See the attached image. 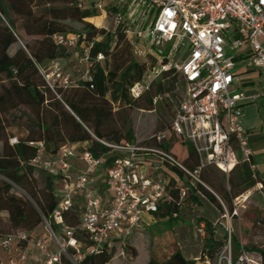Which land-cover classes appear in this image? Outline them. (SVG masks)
Here are the masks:
<instances>
[{"label": "trees", "instance_id": "obj_1", "mask_svg": "<svg viewBox=\"0 0 264 264\" xmlns=\"http://www.w3.org/2000/svg\"><path fill=\"white\" fill-rule=\"evenodd\" d=\"M113 10L107 8L110 14ZM100 19L99 11L82 10L77 0H0V264H8L27 245L13 237L7 254L1 243L8 237L23 232L28 240H41L49 247L50 236L44 220L58 238L62 237L61 228H75L79 224L78 205L62 212L60 226L53 222L52 212L59 201L55 185L61 176L45 172L33 163L40 151L45 159L51 160L63 146L86 144L85 149L93 157L104 158L102 170L106 171L113 157L107 155L108 149L98 141L133 144L137 140L130 111L154 112L161 96L174 99L177 104L183 83L175 71L163 73L139 97L130 95V89L146 74L147 65L134 59L132 40L121 25L109 31L100 27ZM73 24L81 28L77 30ZM55 36L65 40L78 37V42L70 48L57 44ZM99 54L102 61H97ZM56 61L64 63L63 70L71 74L73 85L64 87L55 82L52 89L48 86L38 68L45 69ZM158 122L161 129L153 134L167 132L170 122L161 119ZM11 129H18V133L10 134ZM149 137L141 140L142 145L155 147L153 141L147 140ZM12 138L15 142L11 144ZM39 142L42 148L31 145ZM162 149L189 169L197 164L194 152L185 144L171 141ZM81 152L82 149L77 150L78 154ZM71 163L80 167L75 161ZM160 171L171 177V186L189 187L177 168L165 165ZM217 173L221 174L222 182ZM33 175L36 180H26ZM200 178L206 187H189L182 201L173 191L172 201L159 205L155 219H166L169 225L166 230L171 229L172 220L179 218L182 211L198 210L203 204L220 212L222 218L221 199L231 213L232 201L258 184L264 201V179L245 163L237 164L229 175L206 168ZM13 185L30 200L13 194ZM261 207L245 244L234 234L229 236L219 219L211 222L199 216L196 225L202 226L203 238L198 261L185 259L176 251L165 262L151 258L147 264H218L228 239L231 264H264V206ZM41 233L45 235L40 237ZM257 235L259 242H255ZM75 239L83 253L93 247L90 237L83 232H76ZM117 241L113 240L112 245L104 243L99 253L85 255L78 264H109ZM73 253L69 250V254ZM61 264L70 262L62 257Z\"/></svg>", "mask_w": 264, "mask_h": 264}, {"label": "built area", "instance_id": "obj_2", "mask_svg": "<svg viewBox=\"0 0 264 264\" xmlns=\"http://www.w3.org/2000/svg\"><path fill=\"white\" fill-rule=\"evenodd\" d=\"M114 1L77 0V6L82 10L93 8L105 17L110 14L107 8L112 7L114 26L121 25L133 46L140 48L135 55L147 65V71L130 89L133 98L139 97L165 72L175 71L180 75L183 85L169 129L147 139L155 147L142 145V141L133 144L98 141L108 149L107 155L113 157L106 171L102 170L104 158L93 157L85 147L78 154V146H63L51 160L45 159L40 151L33 163L45 172L61 176L56 183L60 190L51 216L53 222L60 226L62 212L74 205L80 209V221L75 228H61L62 237L58 238L44 220L50 236L49 247L41 240H28L23 232L8 237L1 243L7 254L13 237L27 244L8 264H61L62 257L70 264H78L85 255L99 253L104 243L112 245L113 240H126L141 232L147 226L146 218L153 222L159 205L172 201L173 191L182 201L189 187H206L200 178L204 169L213 168L225 175L239 163L254 169L247 133L242 126L243 107L264 98V92L247 95L232 87L236 83L238 62L246 63L247 68L264 78V0H142L146 10L141 22L122 4L114 5ZM147 14L153 17L144 24ZM54 41L74 48L78 37L65 40L55 36ZM169 43H173L172 47L165 54ZM102 60L99 54L97 61ZM38 71L51 89L55 82L64 87L74 84L71 75L57 61ZM146 77L149 82L145 81ZM171 141L192 149L197 159L193 169L162 149ZM31 145L42 148L40 142ZM165 165L177 168L189 187L171 186L170 176L160 171ZM96 179L104 180L105 193L92 185ZM222 207V218L237 215L236 208L229 213L223 204ZM221 225L230 236L231 229ZM76 232L90 237L93 243L90 250L81 251ZM227 247H230L229 239ZM69 250L74 253L69 254Z\"/></svg>", "mask_w": 264, "mask_h": 264}, {"label": "rangeland", "instance_id": "obj_3", "mask_svg": "<svg viewBox=\"0 0 264 264\" xmlns=\"http://www.w3.org/2000/svg\"><path fill=\"white\" fill-rule=\"evenodd\" d=\"M127 8V11L131 13V16L137 18L140 22L143 18V13L146 10L142 0H115L114 5H120ZM126 10V9H125ZM153 17V14H152ZM151 16H145L144 24L146 21H150ZM74 28L79 30L81 28L78 24H73ZM103 26L107 30H111L114 26L113 16L108 15L103 21ZM173 43L166 45L165 54L169 52ZM140 49L138 46L135 48L132 45V54L136 61L143 62V60L135 55V52ZM186 51V48L184 52ZM62 67L63 63L59 62ZM82 67V65H80ZM48 67V66H47ZM46 67V68H47ZM64 67V66H63ZM246 79V76L243 77ZM155 80L154 82H157ZM146 82L149 79L145 78ZM242 91H247L248 88L244 86L240 87ZM178 93V92H177ZM157 104L155 106L156 111L146 112V111H130V115L133 122V132L134 137L137 141H141L149 137L154 132L161 129V124L158 119H161L164 123H169L173 115V110L175 107V101L168 99V97H158ZM18 129H11L10 134H17ZM40 134L38 133L37 140L39 141ZM15 140L10 139L9 143H14ZM219 181L222 182L221 174L217 173ZM27 181L36 180V175L33 177H27ZM227 183V181H226ZM92 185L99 192H104V182L100 179H96L92 182ZM56 187V194L59 193V186ZM12 193L21 198L30 200L24 191L19 187L13 185ZM221 199V198H220ZM224 206L227 209L226 202L221 199ZM234 204L235 207H234ZM261 206H264V201H262V195L258 191V187H254L251 190L243 193L232 201V211L233 208L237 209V215L233 218H219L220 212L208 207L203 204L201 209L198 210H185V216L180 215L179 218L172 220L171 229L166 230L169 227L166 224L167 220L159 221L158 223H153L149 227H143L144 229L140 233L134 234L131 238L126 240H119L114 245V256L109 264H147L149 259H154L157 262H165L173 253L180 251L185 258H194L200 253V236L202 234L201 227L196 225V220L199 216H204L208 218L211 222H215L219 219L220 223L231 229V234H234L242 244L248 241V234H242L241 226L245 222H253L259 216L261 212ZM197 211V212H196ZM242 224V225H241ZM45 234L41 233L40 237ZM261 236V235H260ZM262 237V236H261ZM38 239V238H37ZM259 236L255 238V242H259ZM32 255L34 253H31ZM218 264H231L230 263V247H226L220 254Z\"/></svg>", "mask_w": 264, "mask_h": 264}, {"label": "crops", "instance_id": "obj_4", "mask_svg": "<svg viewBox=\"0 0 264 264\" xmlns=\"http://www.w3.org/2000/svg\"><path fill=\"white\" fill-rule=\"evenodd\" d=\"M106 18L107 17H105V16H101L100 27L107 30V28L103 26V21ZM63 66H64V63H63ZM63 66H62V68H63ZM65 73H67V72H65ZM67 74H69V73H67ZM235 74H236V83L232 87V89L234 91L242 92V93H245L247 95H255V94H260L261 92H264V78H262L256 71H253V70L247 68L246 63L238 62L236 65ZM244 76H246V79L243 78ZM241 86L248 88V90L242 91L240 89ZM243 110H244V115L242 118V126L247 133L248 145H249V148H250L251 154H252L251 155V162H253V166H254L253 170H255L261 176V178L264 179V98H259V99L255 100L254 102L246 104L243 107ZM75 145L78 146L77 150L86 146V144H75ZM171 173L170 174L172 176L177 177V175L175 173H173V172H171ZM100 180H102L104 182L103 179H100ZM257 187H258V189H260L261 184H258ZM104 189H105V186H104ZM102 193H105V190ZM180 215L185 216L184 211H182ZM153 219H154L153 222H149L148 218H146V222H147L146 227H149L153 223L159 222V220L155 219V215L153 216ZM252 223L253 222H245L243 224V226H241L242 229H244V231H242L243 235L248 234ZM200 227L202 228V226H200ZM137 233H140V232H137ZM200 237H201L200 238V242H201V240L203 238V233L201 234ZM200 249H201V247H200ZM200 253H201V250H200ZM200 253L198 256H196L192 259L185 258V257L184 258L188 259V260L198 261V259L200 257Z\"/></svg>", "mask_w": 264, "mask_h": 264}]
</instances>
